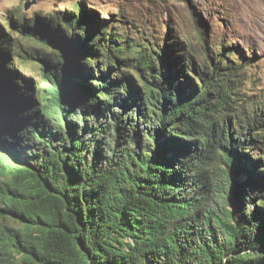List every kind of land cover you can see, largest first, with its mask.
Returning <instances> with one entry per match:
<instances>
[{"label": "trees", "instance_id": "16d2710c", "mask_svg": "<svg viewBox=\"0 0 264 264\" xmlns=\"http://www.w3.org/2000/svg\"><path fill=\"white\" fill-rule=\"evenodd\" d=\"M87 13L12 20L44 100L0 29V264H264V125L235 106L248 62Z\"/></svg>", "mask_w": 264, "mask_h": 264}, {"label": "rangeland", "instance_id": "374dc122", "mask_svg": "<svg viewBox=\"0 0 264 264\" xmlns=\"http://www.w3.org/2000/svg\"><path fill=\"white\" fill-rule=\"evenodd\" d=\"M29 3L31 7L25 10ZM77 5L84 6L89 20L110 24L115 32L136 42L175 43V48L179 46L202 60L208 48L221 52L237 50L232 56L241 64L244 60L248 63L235 106L247 117L246 121L255 112L264 125V0H0V29L11 39L9 61L13 69L30 78L34 94L42 100L51 85L40 64L30 55L35 43L18 33L12 20L50 18L55 13L72 11ZM202 29L206 31L207 42L203 40ZM39 47L44 52L51 51L46 46ZM70 60L75 64L74 58ZM89 122L97 127L100 120L91 118ZM110 139L114 137L110 135ZM220 189L217 186L215 194L205 192L204 201L211 205L221 202ZM246 208L251 210L249 206ZM10 225L22 228L17 221Z\"/></svg>", "mask_w": 264, "mask_h": 264}, {"label": "water", "instance_id": "95a60500", "mask_svg": "<svg viewBox=\"0 0 264 264\" xmlns=\"http://www.w3.org/2000/svg\"><path fill=\"white\" fill-rule=\"evenodd\" d=\"M31 3H29V4H27L26 6H25V10H28L30 7H31Z\"/></svg>", "mask_w": 264, "mask_h": 264}]
</instances>
